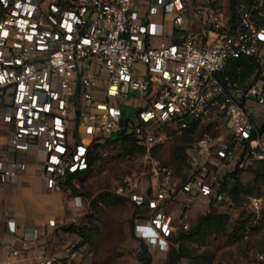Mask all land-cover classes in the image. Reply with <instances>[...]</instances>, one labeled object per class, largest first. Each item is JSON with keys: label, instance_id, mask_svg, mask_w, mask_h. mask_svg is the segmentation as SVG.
I'll list each match as a JSON object with an SVG mask.
<instances>
[{"label": "built area", "instance_id": "obj_1", "mask_svg": "<svg viewBox=\"0 0 264 264\" xmlns=\"http://www.w3.org/2000/svg\"><path fill=\"white\" fill-rule=\"evenodd\" d=\"M194 4L0 0V184L17 186L35 163L44 187L61 192L69 176L89 169L93 148L123 120L146 158L200 122L211 131L195 144L187 182H173L172 170L154 160V186L128 192L149 211L139 217V238L169 241L177 228L167 206L181 197L224 202L221 173L243 155L246 162L264 161L257 121L264 115V0L242 2L234 24L225 12L198 5L200 31L193 30ZM168 17L173 32L166 41ZM241 57L263 64L248 88L221 77L227 63ZM132 98L137 104L130 116L125 110ZM261 206V199H251L254 211ZM7 227L24 243L40 239L38 230H21L11 217ZM80 254L68 246L57 257L40 253L34 260L73 264ZM20 255L10 249L3 264ZM252 264H264V256Z\"/></svg>", "mask_w": 264, "mask_h": 264}, {"label": "rangeland", "instance_id": "obj_2", "mask_svg": "<svg viewBox=\"0 0 264 264\" xmlns=\"http://www.w3.org/2000/svg\"><path fill=\"white\" fill-rule=\"evenodd\" d=\"M194 1L195 4L191 7L194 31H200L202 23V18L195 15L198 5L213 10L219 9L225 12L226 16H231L230 0ZM147 5L148 3L140 6L139 12L146 10ZM169 19L166 18V41L173 32ZM163 20L162 17L160 21ZM135 104L137 102L134 98L127 102L126 114H135ZM258 112L256 109V113ZM257 121L262 126L264 115L258 117ZM214 135L218 137L219 133ZM100 144L103 145L97 150L99 158L88 177L76 184V194L67 188L60 193L43 190L39 182L33 179L28 182V190L23 193L19 191L20 194L17 190L12 200H7L0 206L3 212L15 209L28 219L46 224L41 228L39 241L30 249L35 255H20L18 259L10 260L11 264H38V260H34L37 254L57 257L65 247L79 246L81 237L64 231V228L72 224L88 236L87 243L80 247V258L75 264H142L143 250L146 251L151 264H168L169 254L179 248V243L175 241L178 235L167 242L147 243L141 240L139 231L143 223L127 194L133 188L142 191L154 186V160L170 168L176 177L187 179L191 170L186 154L175 151L178 146L176 143L152 152L150 158H146V153L123 156L118 143L108 144L105 140ZM252 165V169L250 167L242 171L239 180L246 189L252 187L253 193L247 195L245 190L234 193L236 182L227 178L225 201L216 206L219 214L229 217L227 233L211 234L200 241L186 240L185 248L190 257L179 260L177 264H252L259 260L261 255L264 256V185L253 187L254 171H264V164L251 162L246 166ZM227 174L223 173L219 179L224 180ZM253 198L262 200L259 212L251 207ZM68 201H73L76 205L71 207L70 202L67 204ZM209 212V203L201 199L189 201L186 197H181L167 206V213L174 218L177 234L181 232V224H187L192 229L198 219ZM49 220H54L56 226L51 227ZM3 234L0 226V264L7 261L4 260L5 255L12 247L22 249L20 244L7 242Z\"/></svg>", "mask_w": 264, "mask_h": 264}, {"label": "trees", "instance_id": "obj_3", "mask_svg": "<svg viewBox=\"0 0 264 264\" xmlns=\"http://www.w3.org/2000/svg\"><path fill=\"white\" fill-rule=\"evenodd\" d=\"M249 0H230V11H231V23L234 24L237 17V10L239 8V5L243 2H248ZM263 69V64L261 61L257 58H249V57H241L239 59H233L230 60L224 71L221 73V77L225 78L228 77L232 82L237 83L241 87L248 88L252 86L258 75L261 73ZM211 131V124H203V123H196L194 125H191L190 128L184 131V133L177 137L173 142L167 144H178L177 147H175V151L179 154H186L188 165L190 167L191 173L193 171L192 163H191V153L195 148V144L204 136L205 133H208ZM261 132L264 133V123L261 126ZM106 142L109 143H118L120 145V149L123 153V156H135V155H142L145 153V149L138 146L136 142V138L134 137L132 132H129V122L128 120H123L121 124V129L118 130L116 133H114L111 137L105 139ZM103 144L96 145L91 154H90V166L89 169L85 172H82L77 175H72L67 178V180L62 185V190L65 188L72 190L73 194L77 193L76 184L79 182H83L85 178L88 177L91 170L93 169V166L96 164L97 159L99 158L97 150L101 147ZM165 145V146H167ZM180 145V146H179ZM162 146V147H165ZM160 147V148H162ZM160 148L154 149V151L159 150ZM256 164H264V161H252ZM250 164L251 162H246L244 160V155L241 158V160L236 164L234 167H229L225 169L223 173L227 174L225 175L224 180L222 179V191L226 194L227 190V178H231L236 182V186L234 189V193L239 192V190H245L247 195H250L253 193V189L251 188H245L241 184L239 180V175L242 173L244 169H252V166H246ZM255 178L253 181V187H258L260 185H264V171H254ZM190 177V176H189ZM189 177L187 179H181L175 176L174 172L172 171V181L173 182H181L185 183L189 180ZM259 198V197H258ZM261 198V197H260ZM129 201L134 206L136 210H138V216H146L149 214V211L145 207L138 206L136 203H133L130 199ZM210 205V212L207 213L204 216H201L194 228L190 229L187 224H181V232L180 234H177V231L172 235L170 240H173V238H176V242L179 243V248L177 250H173L168 257V264H177L179 260L185 259L190 257L189 251L185 248V241L190 240H201L205 238L208 235L211 234H225L227 233L228 229V223H229V217L225 214H219L216 210V201L211 200L209 202ZM187 226V229L184 227ZM64 231L66 233L70 234H76L81 237L82 242H80L79 246H75L76 249L81 250L80 247L85 245L88 241V236L80 230L77 226L74 224L70 225L67 228H64ZM146 251L143 250V256L142 260L144 261L142 264H151V260L147 258ZM75 264V263H73Z\"/></svg>", "mask_w": 264, "mask_h": 264}, {"label": "crops", "instance_id": "obj_4", "mask_svg": "<svg viewBox=\"0 0 264 264\" xmlns=\"http://www.w3.org/2000/svg\"><path fill=\"white\" fill-rule=\"evenodd\" d=\"M33 179H36L39 182V185L41 187V189L52 192V193H60V192H53L50 190H47L44 187L43 184V180L42 177L40 175L39 172V168L35 163H32L27 172H25L24 174H22L20 176V181L18 183L17 186H11L9 184H0V206L3 204H5L7 202V200H12L14 198L15 192L20 191L21 193H23V191L28 190V185L30 181H32ZM19 192V194H20ZM70 202L71 207H74L76 204L73 203V201H68L67 204ZM62 207H63V211L62 213H64V207H65V202L63 201L62 203ZM9 217H11L12 220L15 221V223L18 225V227H20L21 230H38L39 232H42L41 228H43V226H45V223H37L35 221H33L32 219H28L26 218L25 215H22L20 212H18L17 210H9L6 212H3L2 209H0V226L3 229V236L6 237L7 242H9L10 244L13 245H17L20 244L22 246V249H20L21 251V256L26 257V254L28 253L29 255H35L34 251H30V249L33 248V245L29 244V243H24L21 240H17L10 232L9 229L7 227V221L9 219ZM54 218V217H52ZM56 218V217H55ZM50 219V218H49ZM50 221V220H49ZM10 244H7L8 246ZM13 248V247H12ZM9 252V250L7 251V253ZM7 257V254L5 255V259ZM4 259V260H5Z\"/></svg>", "mask_w": 264, "mask_h": 264}, {"label": "water", "instance_id": "obj_5", "mask_svg": "<svg viewBox=\"0 0 264 264\" xmlns=\"http://www.w3.org/2000/svg\"><path fill=\"white\" fill-rule=\"evenodd\" d=\"M264 80V79H263Z\"/></svg>", "mask_w": 264, "mask_h": 264}]
</instances>
